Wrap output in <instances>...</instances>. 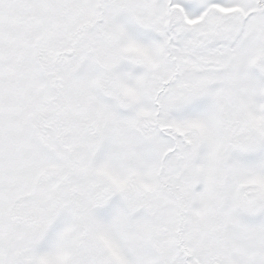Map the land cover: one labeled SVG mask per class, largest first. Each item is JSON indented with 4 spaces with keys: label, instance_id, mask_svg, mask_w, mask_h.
I'll use <instances>...</instances> for the list:
<instances>
[{
    "label": "snow or ice",
    "instance_id": "obj_1",
    "mask_svg": "<svg viewBox=\"0 0 264 264\" xmlns=\"http://www.w3.org/2000/svg\"><path fill=\"white\" fill-rule=\"evenodd\" d=\"M0 264H264V0H0Z\"/></svg>",
    "mask_w": 264,
    "mask_h": 264
}]
</instances>
